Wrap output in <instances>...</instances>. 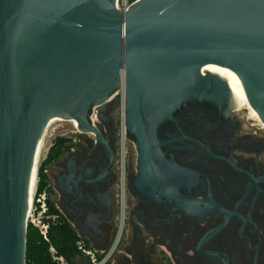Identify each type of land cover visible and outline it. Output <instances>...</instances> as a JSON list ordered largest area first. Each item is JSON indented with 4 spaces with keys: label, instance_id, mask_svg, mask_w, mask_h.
<instances>
[{
    "label": "water",
    "instance_id": "95a60500",
    "mask_svg": "<svg viewBox=\"0 0 264 264\" xmlns=\"http://www.w3.org/2000/svg\"><path fill=\"white\" fill-rule=\"evenodd\" d=\"M119 90L138 149L191 100L233 95L264 123V0H0V264H26L44 134L77 126L110 151L90 115Z\"/></svg>",
    "mask_w": 264,
    "mask_h": 264
},
{
    "label": "flooded vegetation",
    "instance_id": "af4514ba",
    "mask_svg": "<svg viewBox=\"0 0 264 264\" xmlns=\"http://www.w3.org/2000/svg\"><path fill=\"white\" fill-rule=\"evenodd\" d=\"M117 100L96 122L110 151L76 127L41 162L53 224L65 220L102 264H264L263 123L233 95L184 102L140 149L127 133L120 166Z\"/></svg>",
    "mask_w": 264,
    "mask_h": 264
},
{
    "label": "trees",
    "instance_id": "16d2710c",
    "mask_svg": "<svg viewBox=\"0 0 264 264\" xmlns=\"http://www.w3.org/2000/svg\"><path fill=\"white\" fill-rule=\"evenodd\" d=\"M132 3L135 0H128ZM65 145V140L59 138L56 144L51 148L49 155L50 160L62 153V147ZM54 153V155H53ZM45 162H43L38 171L39 182L37 190L42 192L47 187V176L43 173ZM48 215L57 212L53 203L48 199ZM49 222L48 239L46 241L40 234L38 228L28 224L26 233V264H59L52 257L50 247L53 246L57 254L62 256L67 264H79L78 259L82 256L77 249L76 241L78 237L73 230L69 228L65 220L58 218L55 224Z\"/></svg>",
    "mask_w": 264,
    "mask_h": 264
},
{
    "label": "built area",
    "instance_id": "2783aa9c",
    "mask_svg": "<svg viewBox=\"0 0 264 264\" xmlns=\"http://www.w3.org/2000/svg\"><path fill=\"white\" fill-rule=\"evenodd\" d=\"M121 3L122 6L120 7L118 5V0H117L118 8H122V9H126L131 4L128 0H121ZM122 97H123V92H122ZM118 140H119L120 166H122L123 152H124L125 144L127 142L126 128L124 124V108H122V118L118 129ZM38 182H39V176L37 180V187H38ZM37 187L34 193L32 205L27 215V222L29 221L32 224H34V226H36L39 229L40 234L43 236V238L46 241H49L48 239L49 222L45 220L43 221L40 218L35 217L36 211L40 216L43 215L44 217L45 216L49 217L46 212L47 210L46 193L38 192ZM81 251H82V257L87 258L91 264H102V261L98 259V256L96 255L95 251L87 248H83V245L81 247ZM50 252L52 254L53 259L57 261L59 264H67L64 258L57 254V251L53 246L50 247Z\"/></svg>",
    "mask_w": 264,
    "mask_h": 264
},
{
    "label": "rangeland",
    "instance_id": "374dc122",
    "mask_svg": "<svg viewBox=\"0 0 264 264\" xmlns=\"http://www.w3.org/2000/svg\"><path fill=\"white\" fill-rule=\"evenodd\" d=\"M121 4H122L121 3V0H118V5L120 7L122 6ZM116 97H118V100H117V103L115 104V108H114V111H113V117H114L115 122L117 123V127L119 129V126H120V123H121V118H122V108H123V106H122L123 105V97H122L121 90L118 91V93L116 94ZM242 107H244V106H242ZM99 109H100V106H97V105H94L92 107L90 117L92 118V120H93L94 123H96L98 121V111H99ZM45 134H44L45 136L43 137L44 139L42 140L43 147L41 149L40 158H39V161H38V168H39L41 162L43 161V159L45 158V156L47 154V151L50 148L51 143L54 141L53 140L54 137H56V136L62 137L64 135H74L75 136L76 134L78 135L79 133H78V130H77L76 126L68 125L66 128H63V129H59V130H49ZM88 136L93 137L91 134H88ZM36 184H37V181H36ZM46 206H47L46 212H47V215H48V203H47V199H46ZM48 216L49 217H47V216L44 217L43 215L40 216L37 213V211L35 213V217L36 218H40L43 221L44 220L45 221H48L49 220L50 223L53 224L54 219L52 220V217H50V215H48ZM27 223L34 226V224H32L29 221Z\"/></svg>",
    "mask_w": 264,
    "mask_h": 264
},
{
    "label": "bare ground",
    "instance_id": "6f19581e",
    "mask_svg": "<svg viewBox=\"0 0 264 264\" xmlns=\"http://www.w3.org/2000/svg\"><path fill=\"white\" fill-rule=\"evenodd\" d=\"M241 103H242V105H243L244 107H246V108L250 111L249 114H250L252 117H254L255 119H257L258 121L260 120V118H259L257 112H256L254 109H252V107L250 106L249 103H246V102H243V101H241ZM263 125H264V123H263ZM76 127H77V126H76ZM45 135H46V134H45ZM45 135H44V136H45ZM43 139H44V138H43ZM42 147H43V144L41 143L40 149H39V151H38V157H37V163H36V170H35V177H34L33 190H32V193H31V196H30L29 202H28L27 215H28V212H29L30 207H31V205H32L33 197H34V193H35V190H36V187H37V184H36V181H37V168H38V161H39V158H40V153H41V149H42Z\"/></svg>",
    "mask_w": 264,
    "mask_h": 264
}]
</instances>
